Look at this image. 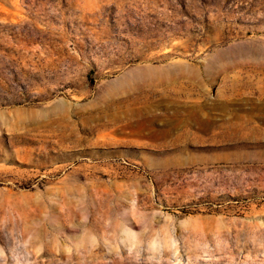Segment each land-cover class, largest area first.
<instances>
[{
    "label": "rangeland",
    "instance_id": "374dc122",
    "mask_svg": "<svg viewBox=\"0 0 264 264\" xmlns=\"http://www.w3.org/2000/svg\"><path fill=\"white\" fill-rule=\"evenodd\" d=\"M0 264H264V0H0Z\"/></svg>",
    "mask_w": 264,
    "mask_h": 264
}]
</instances>
